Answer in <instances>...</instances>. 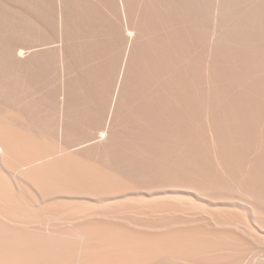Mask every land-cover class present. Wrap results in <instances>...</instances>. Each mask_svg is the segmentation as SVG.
<instances>
[{"label":"bare ground","instance_id":"obj_1","mask_svg":"<svg viewBox=\"0 0 264 264\" xmlns=\"http://www.w3.org/2000/svg\"><path fill=\"white\" fill-rule=\"evenodd\" d=\"M0 264H264V0H0Z\"/></svg>","mask_w":264,"mask_h":264}]
</instances>
